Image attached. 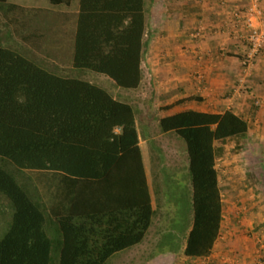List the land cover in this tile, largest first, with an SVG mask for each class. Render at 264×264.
Listing matches in <instances>:
<instances>
[{"label": "trees", "instance_id": "obj_1", "mask_svg": "<svg viewBox=\"0 0 264 264\" xmlns=\"http://www.w3.org/2000/svg\"><path fill=\"white\" fill-rule=\"evenodd\" d=\"M77 9L73 65L105 74L123 89L137 88L149 13L145 0H78ZM158 124L162 132H176L186 147L193 219L184 255L207 256L222 220L216 169L222 150L215 142L243 138L250 122L232 110L183 109ZM240 147L237 142L235 149ZM33 172L44 182L39 189L30 179ZM0 192L14 210L0 239V264H104L139 244L153 211L133 107L0 43ZM46 213L58 224L56 238L47 233Z\"/></svg>", "mask_w": 264, "mask_h": 264}, {"label": "crops", "instance_id": "obj_2", "mask_svg": "<svg viewBox=\"0 0 264 264\" xmlns=\"http://www.w3.org/2000/svg\"><path fill=\"white\" fill-rule=\"evenodd\" d=\"M252 2L154 0L147 14L141 83L128 92L113 94L134 109L141 153L144 144L166 135L158 124L163 116L183 109L213 113L232 110L251 121L252 108L256 109L258 104L263 106L264 68L261 66L264 63L256 62L244 69L240 61L247 49L241 35L248 30L236 15L244 12ZM259 4L264 11V0H259ZM65 6L77 13L78 0ZM255 24L260 25L261 20H255ZM252 127L247 134L256 133L255 125ZM235 140L238 139H232ZM215 146L222 150V155L216 159L222 220L211 252L192 258L166 250L147 264H264V205L254 202L255 195L245 189L248 183L238 174L242 170L235 154L228 156L227 141H216ZM143 166L150 190L144 159ZM190 193L192 195V188ZM150 195L152 220L143 241L153 225L155 212L151 191ZM64 200L69 197L64 196ZM191 216L188 232L193 212ZM185 245L186 240L183 248Z\"/></svg>", "mask_w": 264, "mask_h": 264}, {"label": "rangeland", "instance_id": "obj_3", "mask_svg": "<svg viewBox=\"0 0 264 264\" xmlns=\"http://www.w3.org/2000/svg\"><path fill=\"white\" fill-rule=\"evenodd\" d=\"M153 2L145 0L148 9ZM15 4L25 5L13 10ZM261 11L264 13L263 9ZM260 20L264 24L263 19ZM75 28L76 13L66 9L65 5L53 6L48 0H10L0 4L1 45L23 54L54 74L89 81L112 94L128 92L105 74L73 65ZM263 55L264 50L255 57L253 64L264 63L261 61ZM257 108L250 111L253 119L249 121L250 130L254 124L256 133L228 141V156L235 154L242 170L238 174L248 183L245 189L255 195L254 202L264 205V104H258ZM165 134L142 146L155 210L149 234L141 244L114 253L104 264H147L166 250L184 256L187 225L192 217L189 163L184 140L174 131ZM237 142L241 144L239 150L235 149ZM15 175L20 183L25 184L21 173ZM38 175L33 172L30 179L39 189L44 182L36 178ZM13 212L9 198L0 192V239L10 227ZM46 217L47 233L56 238L58 224L48 213Z\"/></svg>", "mask_w": 264, "mask_h": 264}, {"label": "built area", "instance_id": "obj_4", "mask_svg": "<svg viewBox=\"0 0 264 264\" xmlns=\"http://www.w3.org/2000/svg\"><path fill=\"white\" fill-rule=\"evenodd\" d=\"M236 16L248 30L246 34L241 35L247 49L240 60L242 67L247 69L253 65L255 57L264 50V24H255V20L258 21L262 17L258 0H253L252 4L244 12H238Z\"/></svg>", "mask_w": 264, "mask_h": 264}]
</instances>
